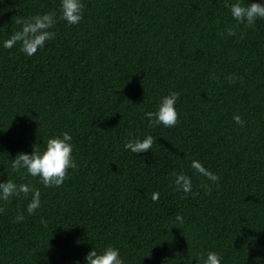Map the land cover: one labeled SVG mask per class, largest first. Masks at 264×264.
<instances>
[{"label": "trees", "instance_id": "1", "mask_svg": "<svg viewBox=\"0 0 264 264\" xmlns=\"http://www.w3.org/2000/svg\"><path fill=\"white\" fill-rule=\"evenodd\" d=\"M83 3L82 20L57 19L33 56L19 42L0 46V180L41 193L34 214L22 195L4 205L0 264H84L106 245L126 264H199L209 250L223 264H264V19L237 24L226 0ZM59 4L0 0V45L17 21L59 17ZM171 90L178 123L148 127L144 113ZM65 131L79 167L60 187L11 169L19 152ZM148 134L147 152L123 148ZM193 159L218 181L193 175ZM179 171L192 177L187 195L170 184Z\"/></svg>", "mask_w": 264, "mask_h": 264}, {"label": "clouds", "instance_id": "2", "mask_svg": "<svg viewBox=\"0 0 264 264\" xmlns=\"http://www.w3.org/2000/svg\"><path fill=\"white\" fill-rule=\"evenodd\" d=\"M225 6L228 8L231 17L237 24H246L249 27L255 25L258 19H264V0H226ZM83 0H60L59 17L55 12L37 14L23 20L17 21L21 28L15 31L10 38L4 40L3 48H11L17 42L20 43V51L31 57L38 49L45 46L46 41L54 38L55 33L51 31L57 23V19L63 20L68 25L78 24L84 13ZM229 36L234 35L233 28L227 29ZM236 77L229 75L226 77L229 83ZM179 98V92L169 91L166 95L159 98L155 110H149L144 113L148 127L157 125L163 127H173L178 123V110L176 103ZM236 124L243 125L244 121L241 115L234 114L232 117ZM73 137L67 131L59 135L50 136L44 141L43 149L33 148L31 153L19 152L11 160V169L21 176L27 175L38 178L39 182L45 188L60 187L68 176V170H76L79 165L73 153ZM153 136L148 134L143 137L128 139L124 142L123 148L131 153L138 154L147 152L152 148ZM193 175L206 177L208 181L216 182L219 177L209 168L196 159H193L190 165ZM174 191L189 194L193 188L192 177L184 171L173 173L170 181ZM23 196L28 200L26 212L34 214L41 206L40 189L33 187L29 183H16L12 179L0 180V212L4 211V205L11 202L12 198ZM158 193H153L152 199H158ZM30 197V199H29ZM23 213H17L13 223H19L24 220ZM175 223L183 224L181 214L175 217ZM199 264H223V257L216 251L209 250L198 258ZM84 264H126L125 258L121 255L120 249L113 245H106L103 248L93 247L84 257Z\"/></svg>", "mask_w": 264, "mask_h": 264}]
</instances>
